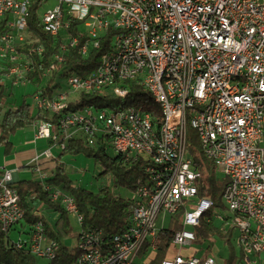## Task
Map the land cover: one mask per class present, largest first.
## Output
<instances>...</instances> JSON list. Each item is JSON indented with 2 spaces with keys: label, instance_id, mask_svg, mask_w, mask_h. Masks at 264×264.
Here are the masks:
<instances>
[{
  "label": "built area",
  "instance_id": "2783aa9c",
  "mask_svg": "<svg viewBox=\"0 0 264 264\" xmlns=\"http://www.w3.org/2000/svg\"><path fill=\"white\" fill-rule=\"evenodd\" d=\"M55 1L53 7L39 12L46 0H0V19L6 18L7 27L0 33V75L14 85L26 82L32 69L29 55L44 51L43 45H33L38 38L28 29L29 8L35 2L42 29L64 36L45 75L63 61L79 36L86 37L81 50L87 53L112 30L110 48L98 64L86 75L73 72L69 85L86 83L83 94L119 99L128 90L110 88L107 68L114 53H123V68L117 74L131 75L146 90L156 92L166 110V121L157 120L150 111L141 116L145 136H137L128 130L129 107L86 106L69 112V104L80 94L70 95L66 102H58V95L68 94L63 91L34 96L36 109L58 116L55 122L35 121L34 138L51 142L32 159L42 181L47 173L39 161L53 158L52 146L61 150L67 139L79 133L91 146L102 139L116 154L147 159L148 180L133 191L130 221L115 233L84 226L75 198L59 186L43 185L49 200L74 214L81 227L74 264H132L138 254L136 244L154 250L157 216L175 214L179 199L188 200L189 215L183 219L184 228L173 235L172 243L179 248L165 264H217L213 256H186L181 251L195 239V213L211 203L198 196L202 172L189 153L187 125L201 132L205 157L228 178L222 193L227 214L216 217L235 229L234 242L246 262L257 264L250 256L264 251V0ZM142 7H149L152 17H143ZM68 19L79 22L74 35L67 32ZM130 107H136L139 115L140 105ZM185 115H192V123H185ZM146 134H153V141H146ZM15 176L17 169L0 173V229L5 233L23 220ZM144 216H151V223H144ZM11 242L48 264L59 250L41 218L25 238ZM78 245H85V252H78Z\"/></svg>",
  "mask_w": 264,
  "mask_h": 264
},
{
  "label": "trees",
  "instance_id": "16d2710c",
  "mask_svg": "<svg viewBox=\"0 0 264 264\" xmlns=\"http://www.w3.org/2000/svg\"><path fill=\"white\" fill-rule=\"evenodd\" d=\"M38 5L33 2L29 8L28 29L34 33L38 40L33 45L41 44L44 47L42 55H29L30 65L32 69L26 73V81H30L35 85H40L44 80L46 83L40 89V95L51 96L54 93V86L51 85L53 77H63L68 73H77L80 75L88 74L99 62L101 55L110 48L112 30H109L100 39L99 46L94 48L90 46L86 54L81 53V45L85 41V35L79 36L78 43L69 47L64 54V59L59 63L55 70L45 75L46 68L52 61V55L64 38L63 34L52 36L45 32L37 16ZM67 19V18H66ZM70 27L67 32L71 35L76 34L79 22L77 20L68 19ZM6 18L0 19V33L7 29ZM1 73V72H0ZM128 87L126 98L120 100L118 98L109 97V95L83 94L79 95V99L72 102L68 110L83 109L86 106L99 108L102 106H113L119 103L130 105L143 103L148 109H151L156 115L159 110L153 101L149 91H147L137 79H128L124 82ZM4 86L0 85V96ZM37 91L32 93L35 96ZM0 107V112H1ZM57 115L42 111L39 109L31 110V104L26 99H22L21 103L15 108L3 110L0 121V143H4V152L6 154L12 151V142L8 140V136L13 134L17 129L22 128L40 119H46L55 122ZM189 134V153L193 162L202 172V178L198 184V196L211 200V207L202 213L199 222L192 227L195 239L190 246L182 248V253L186 256L195 255L201 258L209 256L212 244L218 238L225 243L230 249L227 257L221 259L214 257L217 264H239L242 262L244 255L242 252L239 256L234 254V246L232 240L234 238L235 229L232 226L224 228L215 224L214 215L217 210H225L226 206L222 198L224 187L228 181L226 176H219L213 162L203 155L199 142L195 139L193 130L188 129ZM109 145L102 139L94 141V145H89L82 133L66 140L65 147L60 150L57 157L50 159H41L39 165L43 171L51 169L45 180L36 179H18L13 183L20 195V207L23 212V221L29 228L38 219L44 222L46 232L58 241L59 250L57 256L51 260L50 264H74L77 255L76 247L69 248L65 245L61 237L67 236L72 232V226L69 214L57 202H52L47 197V192L43 185L50 183L59 186L65 192L72 195L78 205L79 211L83 215V225L91 228H98L105 234H111L122 230L130 221V207L134 204L133 197H122L111 193L107 188L100 189L97 192L92 190L74 186L67 176L63 162H58V158L65 154L83 153L87 157H92L97 164L103 168V172H111L114 176V184L131 190L132 192L140 185L148 180L145 172L147 159L145 156L127 158L122 154L110 155L108 152ZM26 167H29L26 165ZM39 201L47 207L58 212L55 219V228L51 227L49 222L40 216L34 210V201ZM187 204L182 205L179 210L171 215V221L168 227L159 229L154 250H151L146 244L137 254L136 259L142 258L141 264H162L165 258L175 253V246L172 243L175 232L184 228L183 216ZM197 244L195 248L191 246ZM188 251V252H187ZM135 261L132 264H138ZM0 264H38L36 256L25 248H16L8 237V233L0 229Z\"/></svg>",
  "mask_w": 264,
  "mask_h": 264
},
{
  "label": "rangeland",
  "instance_id": "374dc122",
  "mask_svg": "<svg viewBox=\"0 0 264 264\" xmlns=\"http://www.w3.org/2000/svg\"><path fill=\"white\" fill-rule=\"evenodd\" d=\"M56 4L55 0H46V2L39 8V12H42L48 8L53 7ZM46 83V80H44L40 85H35L34 83L30 81H26L24 83L20 84H12L11 80L4 76L0 75V85H4V88L2 90L1 96H0V121L3 115V110H6L8 108H14L17 105H19L26 96V99L30 102L32 111H34L35 108V99L34 96L31 94L37 91L36 95H40V88L43 87ZM51 85H53L55 92H69L70 85L68 83V78L66 76L60 77V76H54ZM74 94H71L73 96ZM69 95V97H71ZM76 96V95H75ZM33 128L31 124L26 125L22 128L17 129L13 134H10L8 136V140L13 142V145H15V150L17 149H24L27 143H29V146L36 147L38 149V153H41L43 150L47 149L51 142L50 140L46 138L41 139H35L33 140ZM0 143V163H4L6 161V157L9 158L8 154L4 153V145H1ZM51 151L53 153L54 157H57L60 153V148L58 145H54L51 147ZM108 152L110 155H115L116 153L113 152V150L109 147ZM58 162H63V166L65 169V172L69 179L72 181V184L74 186L83 187L89 190H92L94 192L99 191L100 189L107 188L111 191V193L120 195L122 197H133V192L129 189H126L121 186H117L114 184V176L111 174V172H103V168L96 163V161L92 157H87L83 153L78 154H65L58 158ZM4 164H0V166H3ZM28 165L29 167H19L17 170V178L18 179H32L36 180L39 178V172L35 169V162L32 160L27 161V163H24L22 165ZM16 165L12 162L6 164L7 169H15ZM51 169H47L45 171L47 174L50 172ZM1 171V170H0ZM2 172V171H1ZM219 176H223L220 172H217ZM16 178L13 180L15 181ZM34 210L42 217H44L51 227L55 228L54 222L56 217L58 216V212L55 211L52 208L47 207L45 204L34 201ZM222 215L227 214V210H217L216 211ZM216 214L214 215V222L216 225L220 227L226 228L228 225H225L223 221L219 217H216ZM70 223L72 226V232L68 234L67 236H62L61 240L62 242L67 245L69 248H75L78 243L77 239V233L80 231L81 227L79 223L77 222L74 214H69ZM171 221V215L166 212H159L157 219H156V227L157 229H162L168 227ZM29 229V225L24 223L23 220L12 226V228L8 232V237L11 241H17L19 238H25L27 235V231ZM235 234V232H234ZM232 245L234 246V254L236 256H239L241 253L240 249L236 246L234 242V238L232 240ZM197 244H193L191 247L195 248ZM187 248V246H185ZM179 246H175V249H178ZM188 252V251H187ZM230 253V249L225 243H223L222 240L216 238L215 242L212 244L211 252L209 253L210 256L217 257L221 259V262L223 261V258L227 257ZM250 258L255 259L257 264H264V251L260 252L257 255L250 256ZM38 264H48V260L42 257H36ZM142 258L136 259V262L138 264L142 263ZM239 264H248L246 260L243 258L242 262Z\"/></svg>",
  "mask_w": 264,
  "mask_h": 264
},
{
  "label": "bare ground",
  "instance_id": "6f19581e",
  "mask_svg": "<svg viewBox=\"0 0 264 264\" xmlns=\"http://www.w3.org/2000/svg\"><path fill=\"white\" fill-rule=\"evenodd\" d=\"M142 15L143 17H152V10L149 9V7H142ZM82 54H86L84 50H81ZM123 68V53H114L112 55L111 64L108 65L107 68V83L109 84L111 89H118V90H129L126 84L124 83L125 80L131 79V75L126 74H117L118 70H122ZM68 80H70L73 76L72 73H68L65 75ZM71 93L68 92V94H62L58 95V102H66L69 101V95H79L81 94V91H87V84L86 83H79V85H70ZM149 91V90H147ZM150 95L153 99V101L156 103L159 115H156L151 109H148L145 104L136 103V104H130V105H124L122 103H119V107H129V110L127 112V120H128V130L133 131L134 135L137 136H145V129L143 128V125L141 123V116H147L148 111H150V114L152 116H156L157 120L159 121H166V110L164 109L163 105L161 104V98L156 92H150ZM128 92H123L121 95H119V99L123 100L126 98ZM79 98H75L74 102L77 101ZM140 105L139 107V115H136V107H130ZM70 106V104H69ZM82 111V109H75V110H69V112H78ZM185 123H192V115H185ZM188 129L193 130L195 139L199 142V145L201 147V150L203 152V155L205 156V149H203L200 140H201V132L199 130L195 129V125H187V138L189 139ZM146 141H153V134H146ZM187 204L186 209L184 211L183 219H186L189 215V205L187 199H179V208ZM211 207V203H204L203 210H197L195 213V221L199 222V218L205 211L208 210V208ZM144 223H151V216H144ZM143 248V244H136L135 245V253H139V251ZM78 252H85V245H78ZM169 260L168 258H165L162 261V264H165ZM178 264H194L191 261H184L180 262Z\"/></svg>",
  "mask_w": 264,
  "mask_h": 264
},
{
  "label": "crops",
  "instance_id": "0c3cea01",
  "mask_svg": "<svg viewBox=\"0 0 264 264\" xmlns=\"http://www.w3.org/2000/svg\"><path fill=\"white\" fill-rule=\"evenodd\" d=\"M1 86H4V85H1ZM31 126L33 128V134H34V132H35V122L31 123ZM33 140H34V135H33ZM28 144L29 143H27V145L25 146L24 149L15 150V145H13V142H12V151H11V153L8 154L9 158L6 157L5 164L4 163H0V164H4L3 166H0V170L2 171L3 169H5L6 168V164H8L10 162H12L13 164L16 165L15 169H17V170H18L19 167H26V164L25 165H22V164L27 163V161L32 160L34 158V156L40 154V153H38V149L36 147L29 146ZM1 145L3 146L4 143H2ZM1 171H0V173H1ZM15 177H16V180H18L17 176H15Z\"/></svg>",
  "mask_w": 264,
  "mask_h": 264
},
{
  "label": "water",
  "instance_id": "95a60500",
  "mask_svg": "<svg viewBox=\"0 0 264 264\" xmlns=\"http://www.w3.org/2000/svg\"><path fill=\"white\" fill-rule=\"evenodd\" d=\"M16 175V174H15ZM16 181V180H15Z\"/></svg>",
  "mask_w": 264,
  "mask_h": 264
}]
</instances>
